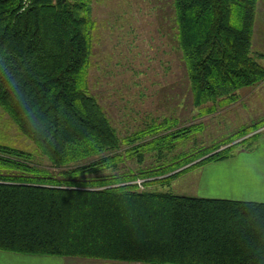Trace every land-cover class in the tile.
Returning <instances> with one entry per match:
<instances>
[{"label":"trees","instance_id":"trees-1","mask_svg":"<svg viewBox=\"0 0 264 264\" xmlns=\"http://www.w3.org/2000/svg\"><path fill=\"white\" fill-rule=\"evenodd\" d=\"M0 0V107L51 167L0 143V251L142 264H264V203L150 189L252 150L264 119L144 165L204 129L178 119L122 137L91 92L95 0ZM194 107L211 115L264 82L258 0H173ZM256 132V133H255ZM142 179L145 189L135 183Z\"/></svg>","mask_w":264,"mask_h":264},{"label":"rangeland","instance_id":"rangeland-1","mask_svg":"<svg viewBox=\"0 0 264 264\" xmlns=\"http://www.w3.org/2000/svg\"><path fill=\"white\" fill-rule=\"evenodd\" d=\"M30 2L25 0V5ZM93 18L96 28L89 74L91 92L122 137L170 118L178 119L180 127L200 122L204 125L203 130L180 140L176 148L165 153L164 157L157 153L149 155L142 166L136 160H126L121 164L120 171H138L170 162L183 154L222 142L240 129L264 119V83L244 89L239 101L220 108L214 114L202 116L201 110L194 107L188 70L178 42L173 0H95ZM262 129L264 126L256 132H262ZM0 143L32 153L36 164L51 167L41 150L22 134L1 107ZM263 155L253 154V158L259 161L246 168L244 164L226 166L227 163H208L188 170L169 184L154 185L150 189L171 190L198 197L235 200L241 197L247 198L246 201H259V198H264L263 182L252 192L248 185L241 186L246 190H240L239 183L219 182L220 186H215V182L223 178V174L240 169L247 178L257 176L260 179L262 173L259 171L264 169ZM203 176L207 177L205 183L202 182ZM137 181H142L139 188L144 190L143 180ZM250 192L257 197L249 196ZM0 264L69 263L59 257L0 251Z\"/></svg>","mask_w":264,"mask_h":264},{"label":"crops","instance_id":"crops-1","mask_svg":"<svg viewBox=\"0 0 264 264\" xmlns=\"http://www.w3.org/2000/svg\"><path fill=\"white\" fill-rule=\"evenodd\" d=\"M253 47H254V49H256L258 51V53H261V55H262L261 62L264 65V0H258V4H257V10H256V15H255V30H254V38H253ZM263 130L264 129L261 130L262 132H258L261 134V136H260V139L257 143V147L255 146V148L252 150L240 151V153L237 154L238 156L236 155L233 158H230V159L225 160V161H221V163H227L226 166H233L236 164H244V168H246V167H249L250 164H252L254 162H258L259 160H255L253 158V154H255V155L259 154L260 156H262V154L264 153V131ZM263 157H264V155H263ZM240 171H241V169L239 171L230 172V173L226 174L227 176L225 174H223L224 177L221 179H217V181L215 182V186L218 185L219 182L221 184L230 182L232 185L239 183V187L244 186V185H248L247 187H249L251 192H252V190L257 189V187L259 186V184H261V182L264 183V178H263L264 177V169L259 171L262 173V177L260 179H258L257 176H251V177H253L251 179H250V177L247 178L246 175H243L242 171L241 172ZM206 181H207V177L203 176L202 182L205 183ZM218 186H220V185H218ZM241 188L242 189H240V190H243V189L246 190V188H244V187H241ZM247 191H249V190H247ZM251 192H250L249 196L257 197V195H253ZM239 193H241V191H239ZM262 195L264 197V194H262ZM210 198H213V197H210ZM224 199H227V198H224ZM238 199H239V201H246L247 200V198H241V197ZM254 199H257V198H254ZM231 200H235V199H231ZM249 200H251V198ZM258 200L259 201H252V202H263L264 203V198H259ZM7 254H16V253L7 252ZM48 257H51V256H48ZM52 257H55V256H52ZM59 258H61V260H64L65 263H69V264H129L127 262H122V261L102 260V259H90V258H78V257H59ZM130 264H132V263H130ZM134 264H140V263H134Z\"/></svg>","mask_w":264,"mask_h":264},{"label":"built area","instance_id":"built-area-1","mask_svg":"<svg viewBox=\"0 0 264 264\" xmlns=\"http://www.w3.org/2000/svg\"><path fill=\"white\" fill-rule=\"evenodd\" d=\"M137 183H138L140 186H142V181H139V182L137 181Z\"/></svg>","mask_w":264,"mask_h":264}]
</instances>
